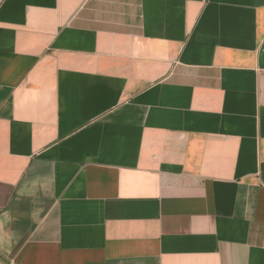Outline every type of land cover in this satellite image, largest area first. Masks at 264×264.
Instances as JSON below:
<instances>
[{
  "label": "crops",
  "instance_id": "obj_1",
  "mask_svg": "<svg viewBox=\"0 0 264 264\" xmlns=\"http://www.w3.org/2000/svg\"><path fill=\"white\" fill-rule=\"evenodd\" d=\"M0 264H264V0H0Z\"/></svg>",
  "mask_w": 264,
  "mask_h": 264
}]
</instances>
